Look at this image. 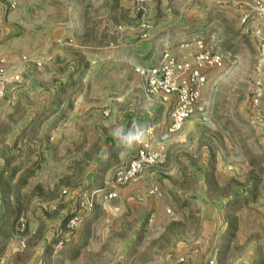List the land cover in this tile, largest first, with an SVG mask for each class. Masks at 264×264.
<instances>
[{"label":"rangeland","instance_id":"374dc122","mask_svg":"<svg viewBox=\"0 0 264 264\" xmlns=\"http://www.w3.org/2000/svg\"><path fill=\"white\" fill-rule=\"evenodd\" d=\"M252 2L0 0V264H264V18ZM198 41L226 59L205 72L195 113L161 163L103 201L135 151L110 129L167 120L134 67L164 50L191 59Z\"/></svg>","mask_w":264,"mask_h":264},{"label":"built area","instance_id":"2783aa9c","mask_svg":"<svg viewBox=\"0 0 264 264\" xmlns=\"http://www.w3.org/2000/svg\"><path fill=\"white\" fill-rule=\"evenodd\" d=\"M251 10L258 18H264V0H253ZM246 18L244 15L241 21L244 22ZM196 45L200 50L191 59L178 61L164 50L157 66L134 67V72L144 78L147 94L158 98L161 104L169 106L167 120L163 125L150 126L145 142L135 145L134 154L127 164L113 172L110 182L113 189L102 192L103 201L116 199L117 188L136 182L147 169L161 163L165 158L166 144L182 130L185 122L195 113L198 94L205 83V72L220 68L226 59L221 53L202 49L201 41L196 42ZM258 53L264 58V42L259 44ZM6 84L5 72L0 68V103L5 95ZM258 99L259 96L256 95L251 102L252 106L258 104ZM258 121L261 127H264V121ZM146 194L156 199L162 197L158 187L152 184L147 186ZM166 213L169 214L170 211L167 210ZM76 220V217H72L67 225L73 227ZM177 263L186 264L183 258H179ZM206 264L215 263L210 259Z\"/></svg>","mask_w":264,"mask_h":264},{"label":"clouds","instance_id":"9594fccd","mask_svg":"<svg viewBox=\"0 0 264 264\" xmlns=\"http://www.w3.org/2000/svg\"><path fill=\"white\" fill-rule=\"evenodd\" d=\"M131 128L134 131L130 130L125 133V128L122 125H118L110 129L109 134L125 148L131 149L135 145L145 142L148 137L149 126L139 121H133Z\"/></svg>","mask_w":264,"mask_h":264},{"label":"crops","instance_id":"0c3cea01","mask_svg":"<svg viewBox=\"0 0 264 264\" xmlns=\"http://www.w3.org/2000/svg\"><path fill=\"white\" fill-rule=\"evenodd\" d=\"M26 4V3H25ZM20 5H21V2H20ZM27 5H31V4H27Z\"/></svg>","mask_w":264,"mask_h":264}]
</instances>
